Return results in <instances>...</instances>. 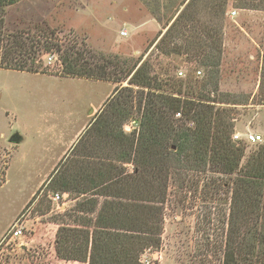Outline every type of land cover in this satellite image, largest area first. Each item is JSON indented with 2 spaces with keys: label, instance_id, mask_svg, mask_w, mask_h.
<instances>
[{
  "label": "rangeland",
  "instance_id": "374dc122",
  "mask_svg": "<svg viewBox=\"0 0 264 264\" xmlns=\"http://www.w3.org/2000/svg\"><path fill=\"white\" fill-rule=\"evenodd\" d=\"M187 1L19 0L4 8L0 26L9 38L38 34L37 29L46 27L53 31L52 41L84 46L97 60V55L130 63L140 58L150 63L151 73L193 83L202 79L205 69L187 54H164L158 48L163 43L156 45ZM234 2L227 3L218 87L211 96L239 100L214 103L233 110L234 131L263 134L262 142L246 144L247 157L264 142V102L258 94L264 10L234 8ZM233 9L236 14L231 16ZM198 17L204 23L212 20V13L203 10ZM35 60L52 72L60 69L55 50H40ZM124 85L125 80L115 83L0 67V264H83L59 258L53 249L56 222L72 225L70 209L83 196L53 190L48 181L58 166H65L66 153L101 104L115 87ZM132 115L125 132L137 127L138 115ZM13 134L19 135L18 143L9 141ZM101 151L96 148L91 156L97 159ZM233 177L175 166L163 204L159 246L141 252L139 263L148 258L153 264H223ZM54 192L60 194L58 199L51 198ZM15 224L22 227L20 237L10 231Z\"/></svg>",
  "mask_w": 264,
  "mask_h": 264
},
{
  "label": "trees",
  "instance_id": "16d2710c",
  "mask_svg": "<svg viewBox=\"0 0 264 264\" xmlns=\"http://www.w3.org/2000/svg\"><path fill=\"white\" fill-rule=\"evenodd\" d=\"M17 1L0 0V22L4 8ZM228 1L188 0L156 43H163L158 48L164 54H187L205 69L193 83L151 73L150 63L140 58L130 63L97 55V60L84 46L52 41L53 31L46 27L9 38L0 26V67L127 82L101 104L66 153L65 166H58L48 181L53 190L83 196L70 209L72 225L56 222L57 257L83 264H140L141 252L159 246L169 177L179 166L234 175L222 262L264 264V142L245 157L248 143L232 139L233 110L214 104L239 100L211 96L218 87ZM232 1L234 8L264 10V0ZM202 9L212 13V20L200 21ZM40 50H55L59 71L35 60ZM258 94L264 102V59ZM135 112L137 127L125 132ZM96 148L102 150L97 159L91 156Z\"/></svg>",
  "mask_w": 264,
  "mask_h": 264
},
{
  "label": "built area",
  "instance_id": "2783aa9c",
  "mask_svg": "<svg viewBox=\"0 0 264 264\" xmlns=\"http://www.w3.org/2000/svg\"><path fill=\"white\" fill-rule=\"evenodd\" d=\"M230 14L231 16L236 14V10L233 9L230 11ZM120 34L121 35H125L126 34V31L125 30H121L120 31ZM182 71H178V74L179 76L182 75ZM197 74H200V71H197ZM180 113H176V116H179ZM132 123H134V121H132ZM131 126V125H129ZM244 139L246 143L248 144H254V143H259V142H262L263 141V134L260 133V132H257V131H245L243 133H240V132H237V131H234L233 134H232V139L233 140H237V139ZM58 197H60V194L58 192H54L52 195H51V198L52 199H58ZM10 231L12 233V235L16 236V237H20L23 233L22 231V227L21 226H18V225H12V227L10 228ZM140 261H142L141 263L142 264H153L151 263V261L147 258V259H143ZM222 264V263H221Z\"/></svg>",
  "mask_w": 264,
  "mask_h": 264
},
{
  "label": "water",
  "instance_id": "95a60500",
  "mask_svg": "<svg viewBox=\"0 0 264 264\" xmlns=\"http://www.w3.org/2000/svg\"><path fill=\"white\" fill-rule=\"evenodd\" d=\"M10 142H15L18 143L20 141V137L18 134H13L10 138H9Z\"/></svg>",
  "mask_w": 264,
  "mask_h": 264
},
{
  "label": "crops",
  "instance_id": "0c3cea01",
  "mask_svg": "<svg viewBox=\"0 0 264 264\" xmlns=\"http://www.w3.org/2000/svg\"><path fill=\"white\" fill-rule=\"evenodd\" d=\"M99 107V106H98ZM97 108V107H96ZM96 108H94V110L96 109ZM92 111V110H91Z\"/></svg>",
  "mask_w": 264,
  "mask_h": 264
}]
</instances>
